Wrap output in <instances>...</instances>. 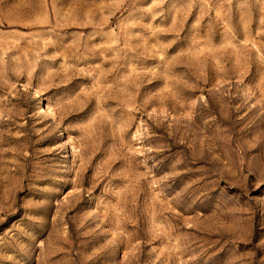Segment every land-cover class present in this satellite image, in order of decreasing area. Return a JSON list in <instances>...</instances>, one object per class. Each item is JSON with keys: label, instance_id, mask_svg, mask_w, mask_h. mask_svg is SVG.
<instances>
[{"label": "rangeland", "instance_id": "rangeland-1", "mask_svg": "<svg viewBox=\"0 0 264 264\" xmlns=\"http://www.w3.org/2000/svg\"><path fill=\"white\" fill-rule=\"evenodd\" d=\"M0 264H264V0H0Z\"/></svg>", "mask_w": 264, "mask_h": 264}, {"label": "bare ground", "instance_id": "bare-ground-1", "mask_svg": "<svg viewBox=\"0 0 264 264\" xmlns=\"http://www.w3.org/2000/svg\"><path fill=\"white\" fill-rule=\"evenodd\" d=\"M42 102V101H41ZM43 110V109H42Z\"/></svg>", "mask_w": 264, "mask_h": 264}]
</instances>
